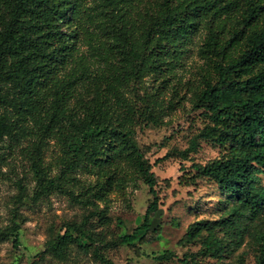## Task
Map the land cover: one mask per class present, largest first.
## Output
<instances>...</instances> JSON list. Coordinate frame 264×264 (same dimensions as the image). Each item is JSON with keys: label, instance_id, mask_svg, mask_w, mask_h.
I'll return each mask as SVG.
<instances>
[{"label": "trees", "instance_id": "obj_1", "mask_svg": "<svg viewBox=\"0 0 264 264\" xmlns=\"http://www.w3.org/2000/svg\"><path fill=\"white\" fill-rule=\"evenodd\" d=\"M92 1L94 6L88 0H1L0 141L21 126L10 117L15 109L38 119L45 133L61 137L68 165L88 160L112 169L109 182L141 175L153 198L143 222L120 238L140 256L138 245L156 240L163 229L162 222L152 227L160 210L159 177L135 140L137 112L152 117L155 98L150 95L145 110H138L124 89L146 76L169 81L203 26L200 53L207 68L191 102L209 123L182 155L196 152L201 138L228 149L226 156L197 165V174L215 182L233 203L223 217L189 224L179 243L199 241L198 254L220 261L230 248L218 235L222 232L236 247L248 240L255 264H264V0H161L141 14L145 0ZM86 38L94 47L89 57L79 48ZM226 96L229 103L223 102ZM70 100H78L82 116L72 111ZM112 100L122 109L115 119L109 116ZM40 164L39 157L37 180L46 191L55 181L46 180ZM19 230V225L9 230L16 245ZM85 231L68 227L50 238L52 255L63 257Z\"/></svg>", "mask_w": 264, "mask_h": 264}, {"label": "rangeland", "instance_id": "obj_2", "mask_svg": "<svg viewBox=\"0 0 264 264\" xmlns=\"http://www.w3.org/2000/svg\"><path fill=\"white\" fill-rule=\"evenodd\" d=\"M88 1L94 6L92 0ZM160 1L145 0L139 14L155 8ZM87 25L95 30L94 24ZM206 30L202 26L192 35L169 81L146 76L141 83H131L124 89L126 98L136 103L138 110H145L150 95L155 98L150 105L152 117L137 112L135 140L159 177L160 210L152 227L163 223L160 237L138 245L140 256L120 242L122 235L132 233L143 222L153 198L141 175L109 182L112 169L99 168L88 160L68 165L65 161L70 154L61 137L45 133L42 123L29 114L19 115L10 109L13 123L21 126L0 141V264H255L256 251L248 240L236 247L222 232L218 235L230 248L220 261L198 254L199 241L179 243L189 224L223 217L233 203L215 182L197 174V165L226 156L228 149L201 138L196 152L188 158L182 155L191 139L209 123L191 102L193 89L201 85L206 73L207 59L200 53ZM91 43L96 45V40ZM79 48L87 57L94 52L87 38L79 41ZM8 90L13 95L10 87ZM230 100L231 96H226L223 102ZM112 104L109 116L115 119L122 109L113 100ZM69 106L82 116L78 100H70ZM39 157L46 180L55 181V186L46 191L40 190L37 180ZM16 225L20 226L17 245L9 233ZM78 226L88 235L80 244L69 243L63 257L53 256L49 239Z\"/></svg>", "mask_w": 264, "mask_h": 264}]
</instances>
